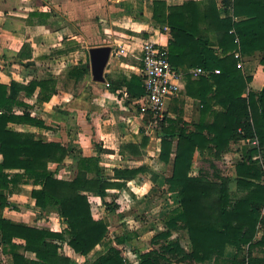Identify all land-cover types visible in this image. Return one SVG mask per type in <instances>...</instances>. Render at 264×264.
Here are the masks:
<instances>
[{"label": "trees", "instance_id": "obj_1", "mask_svg": "<svg viewBox=\"0 0 264 264\" xmlns=\"http://www.w3.org/2000/svg\"><path fill=\"white\" fill-rule=\"evenodd\" d=\"M223 3L225 7H231L233 14L221 20L215 0H207L205 5L192 1L175 7H167L162 1L150 5L153 22L169 28L168 59L171 66L184 75L187 89L194 84L206 85L207 92L212 89L209 99L220 104L224 111H213L212 122L199 124L195 131L186 132L165 115L153 129L160 140L159 160L172 166L165 183L168 191L177 194L178 205L165 214L164 230L151 238V248L140 251L131 247L138 264H173L174 260L204 264L211 259L213 264L219 261L224 264H264V229L255 239L264 209V87L259 92L249 91L242 96L250 78L237 66L240 56L259 51L264 71V0H223ZM201 5H204V11H199ZM239 17L244 18L235 20ZM32 18H38V23L45 22V15L41 13L29 14L27 21ZM200 23L207 26L200 27ZM212 31L216 34V46L221 49L222 57L215 55L214 45L208 40L207 34ZM89 42L97 43L92 38ZM28 48L23 44L18 57H24ZM185 63L187 68L183 66ZM189 67L217 68L219 73L209 77L201 75L195 81L187 73ZM87 74V64L79 63L66 76L77 82ZM123 83L130 97L144 95L140 77L131 75L129 79H123ZM108 86L112 90L118 87L112 82ZM35 91H38L39 100L47 102L56 92V81L31 80L25 85L13 80L8 84L0 83V189L31 184L35 206L42 213L55 212L63 228L60 232H52L3 218L2 210L8 202L0 193V246L3 253L10 256L12 264H73L59 253L62 243L75 253L87 256L108 232V224L92 216L88 195L99 197L107 212L116 215V195L105 201L110 196L109 191L125 189L128 181L143 175L147 169L144 166L114 168L109 177L103 174L99 165V154L103 150L98 146L94 147V156L86 157L61 143L36 138L30 132L8 129L9 124L46 127L41 119L30 116L29 106L20 99L21 93L31 95ZM202 106L206 108L204 100ZM16 107H22L23 112L16 114ZM151 118L152 113L147 111L144 123L150 122ZM140 132L141 142L122 145L121 154L124 151L134 156L142 154L148 142L145 126ZM253 139L257 145L248 144L247 140ZM232 143L241 145L233 176L221 174L208 159L211 178L200 172L191 174L195 152L218 160L229 151ZM66 159L73 161L70 179L58 177L57 169ZM50 164L56 167L50 168ZM7 170H21L22 173L8 174ZM151 178L157 177L152 175ZM232 183L234 190H231ZM178 230L186 232L188 250L177 238H172ZM135 236L121 228L115 243L130 245ZM227 247L235 250L231 259L225 257ZM257 248L261 255L255 254ZM244 249L245 254L239 257ZM27 252L34 258L26 257ZM86 264L131 263L120 249L111 246L93 261L86 260Z\"/></svg>", "mask_w": 264, "mask_h": 264}, {"label": "crops", "instance_id": "obj_2", "mask_svg": "<svg viewBox=\"0 0 264 264\" xmlns=\"http://www.w3.org/2000/svg\"><path fill=\"white\" fill-rule=\"evenodd\" d=\"M154 1H162L167 7H175L187 1L205 5L207 0H0V83L8 84L13 80L25 85L31 80L54 79L56 81V92L47 102L37 98L38 91L31 95L26 93L20 95V99L29 106L30 116L41 119L46 127L9 124L8 129L30 132L35 134L36 138L61 143L86 157L94 156V147L98 146L103 150L99 154V165L105 175L112 176L114 168L144 166L147 169L143 175L128 181L125 189L110 190V196L106 197L105 201H110L114 195L118 198L121 191L130 189L129 185L135 190H143L147 187L146 192L164 189L169 195L177 196L175 192L168 191L165 183L166 178L171 175L172 166L159 160L160 140L153 129L160 120H154L152 115L150 122L145 124L144 117L147 111L140 104L142 96L130 97L123 86V79H129L131 75L141 78L140 57L144 41H153L158 45L167 46L169 28L166 25L161 27L151 19L150 5ZM215 3L220 20L232 16L231 7H225L223 0H215ZM204 5L200 6L199 11H204ZM33 12L44 14L45 22L38 23V18L27 21L28 15ZM243 18L239 17L235 20ZM199 26L204 27L207 24L200 23ZM164 27H167V31H164ZM215 36L213 31L207 34L208 40L214 45L215 55L222 57L221 49L216 46ZM90 38L97 43L90 44ZM23 44L28 45L29 51L27 50L24 57L19 58L18 53ZM104 45L111 46L112 49L117 47L124 49L121 55L110 54L104 70V83L93 82L90 70L89 74L77 82L66 76L67 72L79 63H86L88 67L89 48ZM260 59L259 51L249 56H240L239 68L244 76L250 78L242 96H246L249 91L259 92L264 87V71ZM183 66L187 68L186 63ZM197 68L199 67H189L187 73L191 75L190 72ZM215 70L218 69L207 70L209 73L204 77L218 74L214 72ZM191 77L196 81L199 76L191 75ZM110 82L118 86L116 90L109 88ZM207 89L208 87L202 84L190 85L187 89L183 75L180 92L166 102L165 116L175 120L177 127L185 128L186 132L195 131L199 124H210L213 120L212 112H221L224 108L209 99L212 96V89L210 92H207ZM202 100L206 108L202 106ZM203 108L204 111H202ZM14 111L16 114H21L23 108L16 107ZM144 126V135L148 137V142L142 154L134 156L128 151L121 154L122 145L141 142L140 128ZM248 144L252 145L250 142ZM240 146V144L232 143L229 151L220 159L227 163L230 158H239ZM197 158L212 160L220 170L216 159L208 155L201 156L195 152L193 164ZM1 160L0 155V162ZM152 164L157 168H153ZM72 165L73 161L66 159L57 169L58 176L63 172L72 175ZM227 165L230 166L229 175L233 176L234 163L228 162ZM55 167L54 165L53 168ZM168 167L170 169L166 173ZM5 172L22 173L21 170ZM191 174L197 175L199 170L192 166ZM152 175L157 178L153 180ZM32 189L33 186L29 183L0 189V193L8 202L2 210V217L15 223L60 232L63 225L59 217L55 212L42 213L35 206L31 197ZM88 200L92 216L108 224L107 234L111 227L115 232L112 237L106 238V235L87 256L75 253L66 243H62L59 253L68 257L73 264H86V260L93 261L111 246L121 251L126 250L136 259L131 264H138L131 247L147 251L148 248L141 247L142 242H147L144 240L145 237L149 235L151 240L154 235L164 230L163 219L157 227V224L154 225L152 221L143 223L137 218L131 219L128 215L124 216L119 205L116 215L109 214L102 200L97 196L88 195ZM177 205L178 202L175 207ZM169 211L163 209L159 213L164 217ZM131 221L133 224H130ZM124 223L128 226H124ZM121 228L136 234L130 245L115 243V237L121 233ZM172 238H174L173 235ZM147 245H151L150 241ZM185 250L188 249L185 248ZM25 256L34 258V255L29 252L25 253ZM0 264H12L10 256L3 253L1 246Z\"/></svg>", "mask_w": 264, "mask_h": 264}, {"label": "rangeland", "instance_id": "obj_3", "mask_svg": "<svg viewBox=\"0 0 264 264\" xmlns=\"http://www.w3.org/2000/svg\"><path fill=\"white\" fill-rule=\"evenodd\" d=\"M152 146H150V148H152ZM236 158L237 157H234V159L230 158L228 162L233 164L237 160ZM227 163L223 159L217 160L216 162V164L219 166L221 172L224 175L231 176L229 175L230 166L227 165ZM49 166L53 168L54 165L50 164ZM151 166H153V168H157V167H154V164H152ZM193 167H195V169L199 170L200 173L206 175L207 177L209 178L212 177V169L209 166V162L207 161V159L201 160L197 158L195 164H193ZM169 169L170 167L166 169V173ZM262 169L264 172V164H262ZM105 172L108 173V171H105ZM72 176L73 174L70 175L69 173L63 172L58 177L63 178V179H70ZM106 176H110V174H106ZM262 181L264 182V174L262 176ZM129 188L131 190L126 189L125 191L123 192L121 191L119 193V197L115 198L116 204H118L122 212H124L123 214L124 216L128 215V217H130L131 219L137 218L138 220H141L143 223H148L149 221H152L154 222L153 224L154 225L157 224V227H158V225H160V221L164 219V217L161 216L159 212H161V210L163 209H165L166 211L171 210L172 208L175 207V205L178 202V197L176 195L174 194L169 195L168 192H166L164 189H159L158 191H153V192H146L147 187H145V189L143 190H135L133 186L129 185ZM234 189H235V185L234 183H232L231 190H234ZM262 216H263V221L257 227L258 232L255 237L256 240L261 236L263 229H264V209L262 210ZM124 224H125L124 226L126 225L128 226V224L126 223ZM130 224H133V222L131 221ZM113 232H115V230H113V228L111 227L109 229V234H107L106 238L112 237ZM173 236L174 238H177L180 241L181 245L184 248H187V249L189 248V244L187 242L188 240L187 234L184 230H178L174 232ZM144 240H146L147 242H142L143 245H141V247L145 246V248H148V249L151 248V245L150 246L147 245V243L150 241L149 235L145 237ZM245 250L246 249L242 250V252L239 253L238 256L241 257L243 254H245ZM123 251H122L123 256H125V258L130 263H134L135 262L134 260H136L135 257L130 256L126 252V250H123ZM255 254L261 255L259 248L255 249ZM233 256H235V250L231 247L226 248L225 257L231 259ZM173 264H187V263H182V262H179V260H174ZM204 264H213V259H211L210 261ZM216 264H224V263L219 261Z\"/></svg>", "mask_w": 264, "mask_h": 264}, {"label": "built area", "instance_id": "obj_4", "mask_svg": "<svg viewBox=\"0 0 264 264\" xmlns=\"http://www.w3.org/2000/svg\"><path fill=\"white\" fill-rule=\"evenodd\" d=\"M167 31V27H164ZM124 49L117 47L112 49L113 56L121 55ZM238 57V54H235ZM141 69L140 75L144 95L140 98V104L145 111L152 113L154 120H161L166 112V102L176 96L181 90L182 73L174 69L168 59L166 46L158 45L153 41H144L141 46ZM238 62L237 66L240 67ZM219 73V70H215ZM194 77L207 75L209 71L197 68L192 70ZM253 146L257 145L255 139L247 140Z\"/></svg>", "mask_w": 264, "mask_h": 264}, {"label": "water", "instance_id": "obj_5", "mask_svg": "<svg viewBox=\"0 0 264 264\" xmlns=\"http://www.w3.org/2000/svg\"><path fill=\"white\" fill-rule=\"evenodd\" d=\"M112 48L104 45L88 49L90 76L93 82L104 83V70L107 66Z\"/></svg>", "mask_w": 264, "mask_h": 264}]
</instances>
